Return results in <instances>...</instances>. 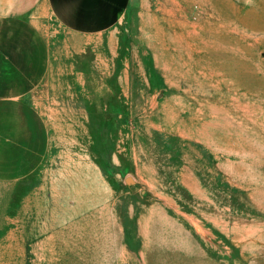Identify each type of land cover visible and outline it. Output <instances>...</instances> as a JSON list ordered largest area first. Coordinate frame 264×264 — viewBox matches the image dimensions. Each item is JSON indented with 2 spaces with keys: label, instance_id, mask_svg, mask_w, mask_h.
I'll return each mask as SVG.
<instances>
[{
  "label": "rangeland",
  "instance_id": "1",
  "mask_svg": "<svg viewBox=\"0 0 264 264\" xmlns=\"http://www.w3.org/2000/svg\"><path fill=\"white\" fill-rule=\"evenodd\" d=\"M263 7L131 0L87 36L44 12L49 70L0 110V264H264Z\"/></svg>",
  "mask_w": 264,
  "mask_h": 264
},
{
  "label": "crops",
  "instance_id": "2",
  "mask_svg": "<svg viewBox=\"0 0 264 264\" xmlns=\"http://www.w3.org/2000/svg\"><path fill=\"white\" fill-rule=\"evenodd\" d=\"M131 0H0V110L21 104L28 94L22 78L35 87L50 64V46L41 15L48 12L74 35L87 36L116 25ZM26 89V87H25Z\"/></svg>",
  "mask_w": 264,
  "mask_h": 264
},
{
  "label": "bare ground",
  "instance_id": "3",
  "mask_svg": "<svg viewBox=\"0 0 264 264\" xmlns=\"http://www.w3.org/2000/svg\"><path fill=\"white\" fill-rule=\"evenodd\" d=\"M178 1V0H177ZM183 1V0H182ZM199 1V0H198ZM221 1V0H220ZM186 2V1H185ZM193 2H194V0H193ZM217 2V1H216ZM180 3V2H179ZM199 2H197V4H198ZM184 4V3H183ZM223 4V3H222ZM201 5V4H200ZM203 5V4H202ZM224 5V4H223ZM181 6V5H180ZM193 6V5H192ZM211 6V5H210ZM204 7V6H203ZM229 7V6H228ZM227 7V8H228ZM211 8V7H210ZM209 8V9H210ZM219 8V7H218ZM206 9V8H205ZM263 9H264V7H263ZM230 10V9H229ZM250 10V9H249ZM235 12V11H234ZM173 13V12H172ZM226 13V12H225ZM210 15V14H209ZM235 15H236V13H235ZM235 15H234V17H235ZM182 16V15H181ZM214 16V15H213ZM210 17V16H209ZM206 18V17H205ZM185 19V18H184ZM241 19V18H240ZM187 20V19H186ZM211 20V19H210ZM218 20V19H217ZM224 21V20H223ZM205 22V21H204ZM220 22H221V20H220ZM187 23V22H186ZM223 23V22H222ZM230 23H232V22H230ZM229 23V24H230ZM247 23V22H246ZM184 24V23H183ZM249 24V23H248ZM200 25V24H199ZM198 25V26H199ZM209 25V24H208ZM221 25V24H220ZM184 26V25H183ZM235 27H236V25H235ZM159 28V27H158ZM168 28H170V27H168ZM190 28V27H189ZM238 28V27H237ZM161 29V28H160ZM176 29V28H175ZM191 29V28H190ZM196 29V28H195ZM199 29V28H198ZM180 30V29H179ZM177 31V30H176ZM181 31V30H180ZM180 31H178V32H180ZM207 31V30H206ZM233 31V30H232ZM235 31V30H234ZM239 31V30H238ZM159 32V31H158ZM173 32V31H172ZM175 32V31H174ZM187 32V31H186ZM200 32V31H199ZM219 32V31H218ZM242 32H244V29H243V31ZM161 33H163V32H161ZM160 35V34H159ZM164 35V34H163ZM181 35V34H180ZM160 37V36H159ZM198 38V37H197ZM216 40V39H215ZM179 41V40H178ZM187 42H188V40H187ZM163 45V44H162ZM192 45H193V43H192ZM162 47V46H161ZM186 47V46H185ZM191 48V47H190ZM196 48V47H195ZM171 49V48H170ZM179 49V48H178ZM198 50V49H197ZM165 51V50H164ZM169 51V50H168ZM200 51V50H199ZM168 53V52H167ZM170 54V53H169ZM217 55V54H216ZM225 55V54H224ZM222 57H224L223 55H221ZM196 57V56H195ZM198 57V56H197ZM219 57V56H218ZM165 58V57H164ZM169 58V57H168ZM235 59V58H234ZM169 61V60H168ZM164 62H165V60H164ZM167 62V61H166ZM221 62V61H220ZM244 62V61H243ZM242 62V63H243ZM168 63V62H167ZM223 64V63H222ZM225 64H227V63H225ZM229 64V63H228ZM169 66V65H168ZM176 66V65H175ZM220 66V65H219ZM230 66V65H229ZM238 67V66H237ZM187 68V67H186ZM185 68V69H186ZM197 70V69H196ZM240 71V70H239ZM242 72H243V69H242ZM212 73V72H211ZM179 74V73H178ZM168 75V74H167ZM236 75V74H235ZM169 76V75H168ZM173 76V75H172ZM179 76V75H178ZM241 77V76H240ZM233 78V77H232ZM235 78V77H234ZM175 80V79H174ZM188 80V79H187ZM186 80V81H187ZM198 80V79H197ZM221 80V79H220ZM192 81V80H191ZM217 82V81H216ZM223 83V82H222ZM195 85H197V84H195ZM210 85V84H209ZM228 85H230V84H228ZM214 86V85H213ZM174 89V88H173ZM177 91V90H176ZM179 92V91H178ZM227 98V97H226ZM177 101V100H176ZM171 102V101H170ZM175 103V102H174ZM204 103V102H203ZM164 104H166V102L164 103V102H162L160 105H162V106H164ZM214 104H215V102H214ZM148 105H153V103H151V104H148ZM205 105V104H204ZM166 106V105H165ZM164 106V107H165ZM175 106V105H174ZM227 107V106H226ZM162 108V107H161ZM171 108V107H170ZM199 108V107H198ZM163 109V108H162ZM146 110V107H144V111ZM165 110V109H164ZM177 110V109H176ZM188 110V109H187ZM194 112V111H193ZM156 116H157V118H159L160 120H162L163 119V116H162V113L160 112V113H157L156 114ZM172 117H174V116H172ZM205 121V120H204ZM162 122H164V121H162ZM161 124V123H160ZM165 125V124H164ZM153 128H157V130L158 129H160V127H159V123L158 124H156V123H153L152 125H151ZM221 127V126H220ZM202 128V127H201ZM239 128H241V127H239ZM173 129V128H172ZM242 129V128H241ZM181 130V129H180ZM243 130H245V129H243ZM182 133V132H181ZM188 133V132H187ZM239 138V137H238ZM195 139V138H194ZM234 145V144H233ZM150 156H151V154H150ZM154 158V157H153ZM146 163L148 164V165H150L151 164V160H148V158H146ZM150 163V164H149ZM157 165V164H156ZM154 167V166H153ZM147 168H148V166H147ZM155 168V167H154ZM172 170V169H171ZM149 171H150V169H149ZM172 173V172H171ZM150 174V173H149ZM173 174V173H172ZM146 175V174H145ZM177 180L182 184V185H184V186H186V187H188L191 191H193L194 193H195V195H197V190H195V188H194V186H195V183H196V180H195V177L193 176V171H192V169L190 168V166H188L187 168H186V170L185 171H183L182 172V174H180V173H178L177 174ZM145 178V177H144ZM144 182H145V179H144ZM156 186V185H155ZM185 190V189H184ZM257 197V196H256ZM224 214V213H223ZM218 219V218H217ZM223 220V219H222ZM214 222H215V220H214ZM197 227V226H196ZM165 231V230H164ZM150 233V232H149ZM148 233V234H149ZM146 234V233H145ZM205 234V233H204ZM147 235V234H146ZM146 237V236H145ZM164 238H165V236H164ZM184 239V238H183ZM179 241H181V240H179ZM192 247V246H191ZM222 249V248H221ZM195 251H197V250H195ZM245 260V259H244ZM243 260V261H244ZM218 262V261H217Z\"/></svg>",
  "mask_w": 264,
  "mask_h": 264
}]
</instances>
